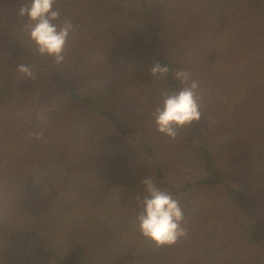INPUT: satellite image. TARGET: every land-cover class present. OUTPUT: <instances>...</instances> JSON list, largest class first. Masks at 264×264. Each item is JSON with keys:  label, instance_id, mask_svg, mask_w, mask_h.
I'll list each match as a JSON object with an SVG mask.
<instances>
[{"label": "trees", "instance_id": "16d2710c", "mask_svg": "<svg viewBox=\"0 0 264 264\" xmlns=\"http://www.w3.org/2000/svg\"><path fill=\"white\" fill-rule=\"evenodd\" d=\"M27 2L0 0V264H264V0H57L76 26L60 65L30 43ZM178 69L202 118L173 140L152 114ZM183 145L202 180L171 178ZM149 176L181 202L175 246L137 226Z\"/></svg>", "mask_w": 264, "mask_h": 264}, {"label": "clouds", "instance_id": "9594fccd", "mask_svg": "<svg viewBox=\"0 0 264 264\" xmlns=\"http://www.w3.org/2000/svg\"><path fill=\"white\" fill-rule=\"evenodd\" d=\"M57 0H28L21 4L17 15L25 20L24 30L37 53L56 65L65 60V49L69 37L76 31V26L68 17H63L55 7ZM16 71L34 80L35 73L31 66L20 63ZM173 71L169 65L154 62L150 75L157 81L167 77ZM180 82V89L164 92L163 100L153 111L156 130L175 140L179 130L199 122L201 84L187 70L174 71ZM43 119V116L40 117ZM29 138L44 139L43 131H30ZM143 195H137L139 212L136 216L141 235L151 241L157 248L175 246L188 235L185 214L179 199L168 191L161 189L152 177L141 180Z\"/></svg>", "mask_w": 264, "mask_h": 264}, {"label": "rangeland", "instance_id": "374dc122", "mask_svg": "<svg viewBox=\"0 0 264 264\" xmlns=\"http://www.w3.org/2000/svg\"><path fill=\"white\" fill-rule=\"evenodd\" d=\"M134 138H136L139 142H144L147 140V137L144 133H136ZM179 151V153L176 152L170 158L171 164L174 166V169L170 172V175H174L171 178L173 179L175 176H179L183 178V181L202 180L204 177V172L200 168L201 163L198 160V156L196 151H194V148L185 147L183 145ZM197 192L203 194V191L201 190H198ZM203 198L206 200V197ZM128 264H130V262Z\"/></svg>", "mask_w": 264, "mask_h": 264}]
</instances>
